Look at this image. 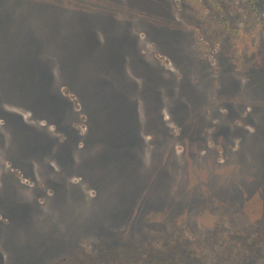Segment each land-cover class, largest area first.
Segmentation results:
<instances>
[{"label":"rangeland","instance_id":"374dc122","mask_svg":"<svg viewBox=\"0 0 264 264\" xmlns=\"http://www.w3.org/2000/svg\"><path fill=\"white\" fill-rule=\"evenodd\" d=\"M0 30V264H264V0H3Z\"/></svg>","mask_w":264,"mask_h":264},{"label":"trees","instance_id":"16d2710c","mask_svg":"<svg viewBox=\"0 0 264 264\" xmlns=\"http://www.w3.org/2000/svg\"><path fill=\"white\" fill-rule=\"evenodd\" d=\"M2 1L3 0H0V6L2 4ZM27 18V16L22 17L25 26L29 24V22H26ZM0 52H2L1 46ZM2 77L4 76H0V89L3 87L4 79H2ZM164 248L165 247H163L162 249L165 250ZM144 249H146V252H151L152 254L146 256ZM144 249L142 247H127V249L122 248L116 251L108 249L105 252L99 251L98 253L100 254V256H97L94 261L91 260V262L87 264H176L175 261L170 260L169 262L168 260H165L161 253H158L154 250L151 251L149 245H144ZM110 252H114L115 254ZM148 260H150V262H148Z\"/></svg>","mask_w":264,"mask_h":264}]
</instances>
